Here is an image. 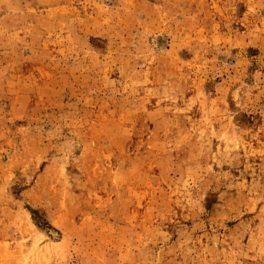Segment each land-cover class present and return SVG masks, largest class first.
<instances>
[{
	"label": "rangeland",
	"instance_id": "obj_1",
	"mask_svg": "<svg viewBox=\"0 0 264 264\" xmlns=\"http://www.w3.org/2000/svg\"><path fill=\"white\" fill-rule=\"evenodd\" d=\"M0 264H264V0H0Z\"/></svg>",
	"mask_w": 264,
	"mask_h": 264
}]
</instances>
